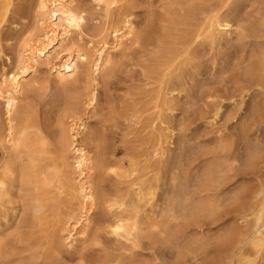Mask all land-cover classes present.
Masks as SVG:
<instances>
[{
	"label": "bare ground",
	"instance_id": "bare-ground-1",
	"mask_svg": "<svg viewBox=\"0 0 264 264\" xmlns=\"http://www.w3.org/2000/svg\"><path fill=\"white\" fill-rule=\"evenodd\" d=\"M93 1L88 48L71 41L84 6L37 0L39 30L1 70L0 264H64L98 201L108 228L84 264H264V0H151L141 29L134 0ZM17 3L0 0V35ZM124 39L138 42L119 64L131 82L93 156L88 114ZM42 66L58 85L38 81ZM16 197L27 230L8 251Z\"/></svg>",
	"mask_w": 264,
	"mask_h": 264
},
{
	"label": "rangeland",
	"instance_id": "rangeland-1",
	"mask_svg": "<svg viewBox=\"0 0 264 264\" xmlns=\"http://www.w3.org/2000/svg\"><path fill=\"white\" fill-rule=\"evenodd\" d=\"M16 1L18 2L17 12L15 16L10 18V22L12 21V23H6V26L0 35V76L2 73L1 70L4 66L6 68H10L7 57L10 56L15 59L16 55L20 53L26 37H28L31 32L34 31L35 33L39 30L37 16L35 17V15L38 14L36 6L37 0ZM77 4L84 6L87 9V34H84L82 37L74 34L71 41L80 44L84 48H88L90 44L88 39L90 36L97 33L98 30L95 23L100 21L103 11L99 5L94 3L93 0H77ZM153 8L154 6H152L151 0H134V5L130 10L132 11V18L134 19L138 29L143 27ZM137 48L138 42H133V40L130 39H124L122 42L118 43L113 50V57L111 61L107 63L99 76V104L94 112L88 114V135H92V140L88 139L86 142L87 148H89L93 156L95 155V149L97 146L102 143L101 139L103 135L110 136L112 131L116 128V113L121 104L120 99L131 82L129 74L127 73V68L120 67L119 64L120 62L127 61L133 51ZM81 68H87V65L81 64ZM36 78L38 81L50 79L52 84L58 85L57 78L53 76L45 66L41 67L40 71L36 75ZM29 87L30 86H27L26 88ZM1 108L2 106L0 104V110ZM44 109L48 110L49 113L54 114L57 109L56 103L50 101L44 106ZM208 129L210 128L208 127ZM110 173V169L106 166L94 165L92 169L94 181L99 182L101 180H106L105 182L107 187H110L111 183L110 180L112 177L110 176ZM96 203L97 204H95V206H93L89 211L91 220L85 233L77 235L76 240L71 246L63 247V260L66 264H84L89 261L93 257L90 256L94 255L96 247L95 241L92 237L97 231L104 232V230L108 228V214L106 209L99 201ZM13 205L16 207L15 211L17 215L14 216V212L11 209L8 210L9 224L5 225L2 230L3 235L10 237V242L6 247L8 251L17 247L20 230L24 231V233H26L27 230L26 218L21 206L20 198H14ZM97 219H101V222L99 223V220L95 221ZM98 228L100 230H98Z\"/></svg>",
	"mask_w": 264,
	"mask_h": 264
}]
</instances>
